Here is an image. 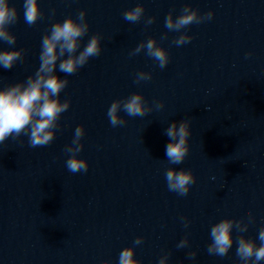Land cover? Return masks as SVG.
<instances>
[{
	"label": "water",
	"instance_id": "95a60500",
	"mask_svg": "<svg viewBox=\"0 0 264 264\" xmlns=\"http://www.w3.org/2000/svg\"><path fill=\"white\" fill-rule=\"evenodd\" d=\"M10 3L19 14L10 27L17 41H0V49L25 54L12 69L0 68V88L33 74L42 36L80 10L90 25L81 48L99 33L102 51L67 77L60 99L71 104L50 145L30 147L26 136L0 144V264H117L137 237L144 238L135 246L141 264H158L165 253L168 264H239L235 242L223 258L210 256L207 246L210 226L225 217L251 213L254 223L244 233L251 239L264 226V0H39L43 15L33 26L24 22L23 0ZM137 3L144 19L156 18L153 24L124 20ZM186 4L214 16L183 30L193 39L177 47L172 41L180 33L168 32L164 21ZM150 37L168 50L164 69L144 52L129 55ZM138 71L152 79L134 83ZM133 92L165 107L144 117L121 112L127 123L112 127L110 104ZM184 119L191 121L190 150L182 164L170 165L165 129ZM79 125L85 135L78 155L89 168L71 173L64 148ZM168 167L193 172L196 182L186 196L168 190ZM181 217L190 221L187 228ZM186 235L189 248L177 249ZM190 250L195 260L187 258Z\"/></svg>",
	"mask_w": 264,
	"mask_h": 264
},
{
	"label": "clouds",
	"instance_id": "9594fccd",
	"mask_svg": "<svg viewBox=\"0 0 264 264\" xmlns=\"http://www.w3.org/2000/svg\"><path fill=\"white\" fill-rule=\"evenodd\" d=\"M22 7L24 22L28 26L35 25L42 18L39 0H23ZM51 15H55V10H52ZM86 16V10H80L75 18L68 16L62 21L52 23L41 38L39 67L36 71L22 82L0 88V144H4L9 138L20 141L22 136L27 137L29 146L33 148L44 147L53 142L60 118L71 104L68 99L63 101L60 99L61 92L69 84L67 77L77 73L91 58L98 57L102 51V36L99 33L91 35L81 48V42L88 35L90 28ZM213 16L214 12L211 10L200 14L199 9L186 4L175 17L170 11L165 17L164 26L168 32L180 33L172 41L179 47L190 43L193 39L183 30L190 25L210 21ZM144 17L145 8L142 3H137L135 7L123 13L124 20L132 24L140 22ZM155 19L154 16L144 19L145 26L153 24ZM18 20L19 14L15 5L11 4L10 0H0V41L9 46L16 44L17 37L10 31V27ZM167 38V32L160 37L161 40ZM141 52L154 60L161 69L170 62L168 50L154 37L140 42L129 55L136 56ZM24 54L25 50L22 48L0 49V68L12 69L18 62L23 61ZM251 55V52L246 53V58ZM57 72L63 73L64 78H61ZM151 79V72L138 71L134 83L140 84ZM153 107L162 110L165 105L163 101L149 105L141 92H133L127 97L113 100L108 108L107 117L112 127H122L127 121L120 115L121 112L128 117H144L153 110ZM190 124L191 121L188 119L173 121L165 129V135L169 138V143L165 146V156L170 165L182 164L189 153ZM84 135V126H77L71 143L64 148V152L68 154L65 166L71 173L88 171V161L78 155L84 147L82 143ZM164 176L168 190L179 196H186L196 182L193 172L183 168L178 170L175 167H168ZM180 219L187 228L190 221L186 217ZM254 219L249 213L246 218L225 217L212 224L209 231L211 242L207 246V253L210 256L226 257L235 242V255L239 264H260L264 261V226L259 229L257 239L244 235L254 223ZM234 230L239 233L235 238ZM143 239L137 237L133 241V246L124 247L118 255L117 264H141L136 258L135 246L142 244ZM176 247L189 248L188 236L181 239ZM169 255L168 253L162 255L158 264H168ZM186 255L189 260H195L197 252L190 250ZM99 264H111V261L103 260Z\"/></svg>",
	"mask_w": 264,
	"mask_h": 264
}]
</instances>
